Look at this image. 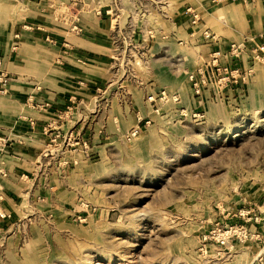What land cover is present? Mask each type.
Segmentation results:
<instances>
[{
	"label": "rangeland",
	"instance_id": "obj_1",
	"mask_svg": "<svg viewBox=\"0 0 264 264\" xmlns=\"http://www.w3.org/2000/svg\"><path fill=\"white\" fill-rule=\"evenodd\" d=\"M131 1L88 0L122 22L90 100L89 167L73 171L65 203L9 211L0 264H264V108L241 102L240 82L218 84L220 54L200 59L194 8L177 35L172 8L154 0L148 21L150 6L138 0L136 17ZM62 2L55 27L66 22ZM103 113L109 123L95 124Z\"/></svg>",
	"mask_w": 264,
	"mask_h": 264
},
{
	"label": "crops",
	"instance_id": "obj_2",
	"mask_svg": "<svg viewBox=\"0 0 264 264\" xmlns=\"http://www.w3.org/2000/svg\"><path fill=\"white\" fill-rule=\"evenodd\" d=\"M62 1L0 0V67L14 78L7 92L0 93V137L7 141L0 153V167L6 172L0 174V207L8 211L18 202L65 203L74 189L69 180L73 171L89 167L82 145L71 147L65 142L69 137L83 142L90 133L86 126L93 105L90 100L109 75V62L117 52L114 32L122 27L121 12L110 19V10L102 4L65 0L66 22L55 27L50 22L53 5L60 6ZM143 1L150 6L146 9L150 21L154 0ZM160 1L159 12L169 8L175 12L177 35L181 28L187 29L185 13L195 9L197 21L190 35L204 47L206 53L198 50L200 59L216 52L225 64L246 69L251 65L249 51L235 60L230 44L245 37H253L252 46L264 42L263 0ZM137 2L131 1L136 17ZM253 68L251 80L240 84L244 86L241 102L249 110L264 108V60L254 62ZM236 86L228 87L231 98L240 92L233 89ZM95 119V124H108L111 117L103 113ZM96 139L102 141L95 131Z\"/></svg>",
	"mask_w": 264,
	"mask_h": 264
},
{
	"label": "built area",
	"instance_id": "obj_3",
	"mask_svg": "<svg viewBox=\"0 0 264 264\" xmlns=\"http://www.w3.org/2000/svg\"><path fill=\"white\" fill-rule=\"evenodd\" d=\"M244 2L247 1H253V0H242ZM264 1V0H263ZM74 29L77 31H80V28L78 26H75ZM206 36H209V33L205 32ZM254 41L253 37H245V39L240 42H232L229 46V53L233 58H240L241 54L243 52L249 51L250 55V61L251 65L246 69H241L240 67L232 68L230 65L224 64H213L216 65V70L218 71V74L221 75L219 78L218 84L221 86L230 85L232 83H238L240 84H246L249 82L252 78V75L254 74V62L256 61H262L264 60V42L263 43H256L255 45H251V43ZM1 66V61H0ZM192 74V73H191ZM193 75V74H192ZM14 81V78L12 75H10L5 70H2L0 67V93L7 92L9 86ZM244 88V86H243ZM136 134V129L129 135V138L134 136ZM66 146L69 145L71 147L74 146V144L71 142L70 137L66 140ZM7 145L6 139L3 137H0V153L1 151H4ZM82 149L85 152V157H88V145L85 141L81 142ZM63 150V149H62ZM0 174L6 175V172L3 168L0 167ZM10 212L2 207H0V221L6 219L7 217H10Z\"/></svg>",
	"mask_w": 264,
	"mask_h": 264
}]
</instances>
